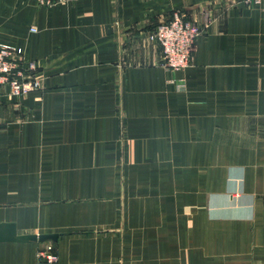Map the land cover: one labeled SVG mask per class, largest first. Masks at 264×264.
Wrapping results in <instances>:
<instances>
[{"label": "crops", "instance_id": "obj_1", "mask_svg": "<svg viewBox=\"0 0 264 264\" xmlns=\"http://www.w3.org/2000/svg\"><path fill=\"white\" fill-rule=\"evenodd\" d=\"M174 12L183 70L146 39ZM0 44L39 82L0 88V223L58 236L0 264H264V0H0Z\"/></svg>", "mask_w": 264, "mask_h": 264}, {"label": "built area", "instance_id": "obj_2", "mask_svg": "<svg viewBox=\"0 0 264 264\" xmlns=\"http://www.w3.org/2000/svg\"><path fill=\"white\" fill-rule=\"evenodd\" d=\"M75 0H39L44 4L69 3ZM249 1V0H246ZM202 26L186 18L181 12H174L171 18L159 23L146 34V39L160 47L162 64L171 70H183L191 66L192 50L196 38L200 35ZM30 31L35 32L32 26ZM20 50L6 44H0V88L6 84L11 94H26L39 87L36 77L26 76L17 64ZM40 259L46 263L56 262L52 245L48 244L38 252Z\"/></svg>", "mask_w": 264, "mask_h": 264}, {"label": "water", "instance_id": "obj_3", "mask_svg": "<svg viewBox=\"0 0 264 264\" xmlns=\"http://www.w3.org/2000/svg\"><path fill=\"white\" fill-rule=\"evenodd\" d=\"M56 233L47 234H17L13 223H0V241H40L47 240L55 241L57 239Z\"/></svg>", "mask_w": 264, "mask_h": 264}]
</instances>
